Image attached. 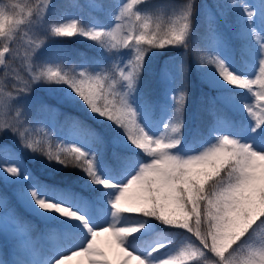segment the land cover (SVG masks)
<instances>
[{
  "label": "trees",
  "instance_id": "obj_1",
  "mask_svg": "<svg viewBox=\"0 0 264 264\" xmlns=\"http://www.w3.org/2000/svg\"><path fill=\"white\" fill-rule=\"evenodd\" d=\"M0 1L4 10L0 19L2 34L15 17L12 4L17 0ZM118 2L121 0H60L49 15V34L58 36L74 56L76 73L82 72L81 66L85 63L108 64L107 42L94 28L113 23ZM135 3L141 19L136 35L128 45L134 58L135 95L140 103L151 109L154 118L167 104L162 83L164 60L171 58L174 61L177 87L172 99L175 143L168 146V151L185 155L218 146L214 128L216 117H226L231 133L239 140H245L248 97L243 92L242 77L239 74L226 76L209 48L214 24L230 43L236 68L243 70L251 41L243 36L245 27L240 39L239 34L233 33L239 15L245 18L246 25L249 22L239 10V0H135ZM75 6L85 13L78 25L72 23L70 17ZM211 10L215 21L207 15ZM262 13L264 22V0ZM49 66L41 72L42 78H52L49 80L55 83V89L59 91L56 93L69 102L59 117L58 131H68L76 125L99 142L96 161L99 171H92L88 158L77 152H70L57 162L53 149L38 143L42 135L39 123L43 104L30 107L29 111L22 109L17 125L6 134L0 133V141L8 143L6 149L32 178L47 186L89 198L101 193L106 195L105 191L110 188L102 187V176L128 171L151 152L147 147L133 143L132 123H127L118 97L106 93L99 82L77 83L73 78L67 79L62 71L53 69L52 64ZM230 95L238 98H229ZM254 138L256 146L264 149V120ZM239 146L241 144L230 145L224 155L206 159L202 172L182 166L170 171L178 200L187 214L181 223L162 217V210L152 199L151 184L145 177L142 179L145 181L138 188V208L130 215L147 220L152 226L151 232L166 238L170 245L187 240L186 251L177 253V264H241L242 258L249 256L250 247L264 239V177L258 183L257 201L261 207L245 210L248 226L243 233L237 236L224 233L225 225L232 219L222 218V212L216 211V190L240 177L243 158L239 152L243 147ZM3 151L5 149L0 146V164L7 156ZM25 184L24 180L13 181L0 172V197L7 198V208L14 218L30 227L34 234L47 235L52 227L70 230L75 227V223L64 216L46 215L33 207L25 196ZM217 219L220 224L216 226ZM130 235L126 234L127 237Z\"/></svg>",
  "mask_w": 264,
  "mask_h": 264
},
{
  "label": "rangeland",
  "instance_id": "obj_2",
  "mask_svg": "<svg viewBox=\"0 0 264 264\" xmlns=\"http://www.w3.org/2000/svg\"><path fill=\"white\" fill-rule=\"evenodd\" d=\"M59 1L17 0L12 4L15 17L0 34V51L4 48H10L11 51L5 68L0 69V133L6 134L5 131L18 121L16 109L43 104L40 111L43 119L39 128L42 135L38 143L43 141L47 147H55V157L60 162L72 151L95 159L98 146L94 139L77 129H72L66 138H61L55 132L58 114L69 102L55 92V83H48L42 78L41 72L53 63L56 69L63 71L67 79L75 77L76 82L81 84L99 82L106 93L118 97L122 101L127 123L133 122V142L149 147L152 156L140 162L139 168L125 175L120 182H111L117 189L107 191L103 199L92 201L49 187L41 181H34L6 149L8 143L0 141V146L7 153V161L3 158L5 163L0 165L3 175L11 180L22 178L26 181L25 196L33 207L46 215L64 216L76 224L71 230L52 227L47 235L34 234L28 226L11 215L7 208V198L0 197V264H175L176 255L168 242L162 238L148 241L147 236L151 230L148 223L133 219L127 213L138 208L135 188L139 178L145 175L150 180L152 199L162 210V217L181 223L187 214L170 180L171 169L182 166L202 172V163L215 155H222L226 146L236 141V137L229 133L228 121L217 118V147L186 155L170 154L167 147L175 140L172 134L173 106L171 110L163 108L159 111L154 126L151 111L139 104L135 96L132 81L134 58L128 48L141 19L135 0H123L117 4L115 21L108 29L102 26L94 28L104 35L103 39L110 50V60L106 66L103 63L99 66L85 63L82 74L74 72L75 60L69 49L63 46L58 36L49 34L47 19ZM240 7L250 19L245 36L251 39L252 44L248 51L250 62L243 72L246 87L243 92L249 97V118L252 129H255L264 113V26L260 21L261 0H240ZM3 12L0 1V19ZM73 12L72 23L78 25L85 13L78 6L74 7ZM245 25V18L239 15L233 29L235 35L239 34L238 39L242 37ZM213 28L216 32L210 40L211 52L224 73L230 76L235 71L230 45L221 38L214 25ZM234 40L237 39L234 37ZM173 64L171 58L164 60L166 69L163 82L167 87H174ZM229 98L236 99L238 96L230 95ZM42 100L47 102L43 103ZM245 151L242 177L215 192L216 211L222 212V218L232 219L225 225L224 233L234 236L243 233L248 226L245 210L248 207H260L257 183L264 176V151L258 150L253 144L247 145ZM91 166L93 168V164ZM110 180L104 179L103 186ZM219 224L220 219H217L216 226ZM134 232L139 238L126 236ZM178 247H187V242H179ZM241 264H264V241L253 245L249 256L243 257Z\"/></svg>",
  "mask_w": 264,
  "mask_h": 264
},
{
  "label": "water",
  "instance_id": "obj_3",
  "mask_svg": "<svg viewBox=\"0 0 264 264\" xmlns=\"http://www.w3.org/2000/svg\"><path fill=\"white\" fill-rule=\"evenodd\" d=\"M9 53H10L9 49H5V50L1 51V53H0V66H1V68H3L5 66L6 59L8 58Z\"/></svg>",
  "mask_w": 264,
  "mask_h": 264
},
{
  "label": "bare ground",
  "instance_id": "obj_4",
  "mask_svg": "<svg viewBox=\"0 0 264 264\" xmlns=\"http://www.w3.org/2000/svg\"><path fill=\"white\" fill-rule=\"evenodd\" d=\"M13 114H15V113H13Z\"/></svg>",
  "mask_w": 264,
  "mask_h": 264
}]
</instances>
